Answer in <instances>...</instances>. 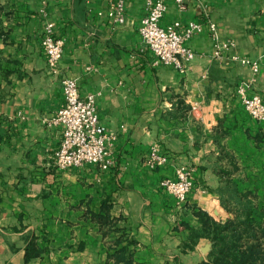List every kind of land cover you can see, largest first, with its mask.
<instances>
[{
	"label": "crops",
	"instance_id": "obj_1",
	"mask_svg": "<svg viewBox=\"0 0 264 264\" xmlns=\"http://www.w3.org/2000/svg\"><path fill=\"white\" fill-rule=\"evenodd\" d=\"M114 2L0 0V264L211 263L214 221L262 240L264 120L239 90L264 100V63L240 61L264 54V0L169 1L162 25L202 23L184 71L154 63L139 33L145 0H127L122 25ZM48 22L64 40L57 72ZM66 77L95 95L114 136L106 162L54 163ZM154 152L164 161L150 166ZM183 166L195 184L182 203L161 182Z\"/></svg>",
	"mask_w": 264,
	"mask_h": 264
},
{
	"label": "built area",
	"instance_id": "obj_2",
	"mask_svg": "<svg viewBox=\"0 0 264 264\" xmlns=\"http://www.w3.org/2000/svg\"><path fill=\"white\" fill-rule=\"evenodd\" d=\"M147 13L141 18L139 33L145 45L150 49L155 64L171 65L179 71H184L194 59L195 53L188 41L202 30L198 21L175 20L169 25H162L161 20L167 12L169 1L174 2L178 9L188 8L187 0H145ZM202 4L203 0H195ZM127 0H115L108 10L109 17L116 24H126ZM216 36V24H210ZM234 45L232 40L226 42V47ZM42 47L49 68L57 72L64 53V40L54 31V22H48ZM244 64H250L258 71L264 63V54L258 60L240 58ZM64 101L56 114L50 120L53 124L63 126L60 146L54 153V163L58 169L67 170L73 167H83L90 163H101L109 160V142L114 137L102 124L96 107L95 95L84 97L79 90L75 77H66L62 81ZM242 101L247 111L259 120H264V100L259 95H248L244 87L240 88ZM164 157L156 152L151 154L150 166L161 164ZM161 184L173 193L179 202H186L188 194L194 187V177L186 167L177 170L176 178H165Z\"/></svg>",
	"mask_w": 264,
	"mask_h": 264
},
{
	"label": "trees",
	"instance_id": "obj_3",
	"mask_svg": "<svg viewBox=\"0 0 264 264\" xmlns=\"http://www.w3.org/2000/svg\"><path fill=\"white\" fill-rule=\"evenodd\" d=\"M205 216L211 219L207 214ZM213 226L214 248L210 253L211 263L203 264H264V234L261 235L262 240L258 235L247 240L243 232L235 230L233 225L229 227L214 221ZM229 232L231 235H228Z\"/></svg>",
	"mask_w": 264,
	"mask_h": 264
}]
</instances>
